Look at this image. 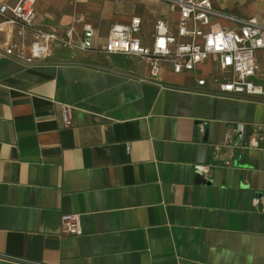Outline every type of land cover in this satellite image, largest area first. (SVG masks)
Returning a JSON list of instances; mask_svg holds the SVG:
<instances>
[{"label": "crops", "instance_id": "crops-1", "mask_svg": "<svg viewBox=\"0 0 264 264\" xmlns=\"http://www.w3.org/2000/svg\"><path fill=\"white\" fill-rule=\"evenodd\" d=\"M210 1L264 22V0ZM132 15L145 44L157 18H177L162 0H37L35 26L77 43L82 16L91 48L54 43L30 64L0 49V264H264V140L250 144L264 96L219 94L214 57L155 78L143 61H112L109 28ZM256 63L263 82L259 52ZM64 213L81 234L62 231Z\"/></svg>", "mask_w": 264, "mask_h": 264}, {"label": "built area", "instance_id": "built-area-1", "mask_svg": "<svg viewBox=\"0 0 264 264\" xmlns=\"http://www.w3.org/2000/svg\"><path fill=\"white\" fill-rule=\"evenodd\" d=\"M170 11L177 14L175 23L168 18H157L151 33V42L145 44L141 38V18L132 15L127 22L113 24L109 28L102 52L135 57L143 61L149 69V76L159 75L163 64L170 65L174 73L190 72L208 59L215 58L216 72L211 81L221 95H261L264 96V81H256V52L264 57V22L254 16L237 18L216 10L210 0H162ZM37 0H16L13 4L0 2V32L7 26H17L20 39L0 40L2 53L25 63H35L49 56L51 46L60 43L82 51L91 48L94 33L92 25L82 16L80 22L83 36L75 43L70 36L63 37L54 31L41 29L34 24ZM212 18H225L235 25L221 26ZM174 26V31L172 27ZM31 41L25 42V35ZM198 86L206 84V78H196ZM72 106L62 103L63 122L71 123ZM264 140V131L253 130L252 145L258 146ZM199 171V169H198ZM258 199H254V204ZM62 231L81 234L80 215L64 213L61 216Z\"/></svg>", "mask_w": 264, "mask_h": 264}, {"label": "rangeland", "instance_id": "rangeland-1", "mask_svg": "<svg viewBox=\"0 0 264 264\" xmlns=\"http://www.w3.org/2000/svg\"><path fill=\"white\" fill-rule=\"evenodd\" d=\"M67 47H69V46H67ZM71 48H75V47H71ZM75 49H77V48H75ZM77 50H79V49H77ZM109 56H110V59L114 62L118 61V62H124V63H128V62L133 63V62H136L137 60H139L135 57L128 58V57H125V56L120 55V54H109Z\"/></svg>", "mask_w": 264, "mask_h": 264}, {"label": "water", "instance_id": "water-1", "mask_svg": "<svg viewBox=\"0 0 264 264\" xmlns=\"http://www.w3.org/2000/svg\"><path fill=\"white\" fill-rule=\"evenodd\" d=\"M198 177H199L198 180H199L200 182H203L202 179H201V177H200V176H198Z\"/></svg>", "mask_w": 264, "mask_h": 264}]
</instances>
